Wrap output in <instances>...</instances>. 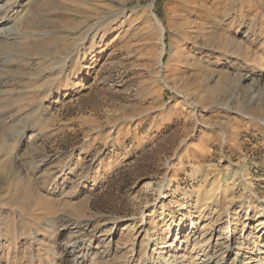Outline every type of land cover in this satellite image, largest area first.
<instances>
[{
    "label": "rangeland",
    "instance_id": "1",
    "mask_svg": "<svg viewBox=\"0 0 264 264\" xmlns=\"http://www.w3.org/2000/svg\"><path fill=\"white\" fill-rule=\"evenodd\" d=\"M0 16V264H156L182 217L184 264L214 220L225 262L241 242L263 257L264 0H0Z\"/></svg>",
    "mask_w": 264,
    "mask_h": 264
},
{
    "label": "bare ground",
    "instance_id": "2",
    "mask_svg": "<svg viewBox=\"0 0 264 264\" xmlns=\"http://www.w3.org/2000/svg\"><path fill=\"white\" fill-rule=\"evenodd\" d=\"M3 18H4V16H0V24L3 23V21H4ZM153 20H154V23H156V25L158 27H160V29H163L155 17H153ZM2 31L0 33L4 36H7L6 33H8V35H9L10 29H3ZM161 55H162V53L160 54V56ZM95 57H96V55L92 54L90 57V62L94 61ZM89 68H90V66L88 64H86L79 71V76H78V80L75 83V88H79L82 85L83 80L85 79V77L88 74ZM234 175L235 174L232 172H230V173L228 172V173L224 174L226 179L227 180L229 179L231 181H233ZM224 192L227 193L228 190L225 189ZM190 220H191V218H189V217H182L180 219V224L177 225L174 222H172V224L169 225V233L170 234L172 233V236H170L168 238V240H166L165 242H163L160 245V247H159V250H160L159 259L160 260H158V261L155 260L156 264H165L166 262L172 263V264H184V262H183L184 259L182 258L183 260L182 259L180 260V258H181L180 255L179 256H177V255L179 254V252H181L183 250V245H182L181 240H182L183 236L185 235V233L187 232V229H188V224H186V223H188ZM233 220L234 219H231V218L229 219V227L228 228H230V232H231L230 234H232L234 232V230H232L233 225H234ZM175 221H177V220H175ZM215 221L216 220L211 221L210 223L205 224V225L200 227V234H199L200 237H199L197 242L192 244V248H191L192 249L191 250L192 255L194 254V256L190 257L191 261L187 262L188 264H264V252H262V253L258 252L256 254V256H258L261 253L263 255V257L257 259L258 257H255V251H253L254 246L251 248L249 246V243H247V242L245 244H243L241 242L239 245H237V247H235V251L233 252L234 256L232 257L231 261L228 263L225 262L224 261L225 257L223 255L228 256L229 254H231V251H228V248H229V245L233 244L232 242L234 241V237L232 235L228 236L227 232L222 233L224 235H221L219 227L215 226L217 224ZM263 225H264V221H262L260 219L258 221L256 227L259 231H261L263 229ZM251 238H254V237L252 236ZM80 240L81 239H78V241H80ZM171 241H172V243L168 244V242H171ZM173 241L176 242L174 245H173ZM250 242L252 243V241H250ZM77 244H78L77 241H74L72 243H68L66 246L72 247L70 249L72 251ZM169 247H173V248H171L172 255L167 254L168 253L167 249ZM248 252L253 253V254L251 253L252 257L250 255H248V260L243 263V261L241 259L244 257L245 253L247 254ZM175 253H178V254H175ZM162 254H165V257ZM78 258H80V257L78 256ZM177 259H179V260H177Z\"/></svg>",
    "mask_w": 264,
    "mask_h": 264
}]
</instances>
